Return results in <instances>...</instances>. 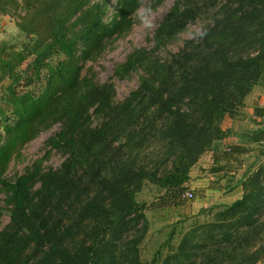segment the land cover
<instances>
[{
    "label": "trees",
    "instance_id": "1",
    "mask_svg": "<svg viewBox=\"0 0 264 264\" xmlns=\"http://www.w3.org/2000/svg\"><path fill=\"white\" fill-rule=\"evenodd\" d=\"M112 1L0 0V16L19 32L16 43L0 46V86L7 82L0 219L9 218L0 229V264L264 262V162L241 179L239 199L201 209L186 231L189 219L178 220L148 262L140 256L147 204L137 200L146 184L164 199L180 197L200 158L219 153L222 125L264 82V0H209L204 10L194 0H173L153 51L134 50L116 68L120 79L139 72L137 88L119 102L113 85L96 82L91 70L83 75L80 63H96L131 30L138 8L163 0H116L106 22ZM199 21L204 38L165 59L154 54ZM54 126L46 155L60 154V166L45 168L40 159L9 177L24 145ZM263 141L264 125L245 143ZM241 153L230 146L222 156Z\"/></svg>",
    "mask_w": 264,
    "mask_h": 264
},
{
    "label": "rangeland",
    "instance_id": "2",
    "mask_svg": "<svg viewBox=\"0 0 264 264\" xmlns=\"http://www.w3.org/2000/svg\"><path fill=\"white\" fill-rule=\"evenodd\" d=\"M194 1L200 5L202 10H204L206 6H209V0ZM172 4L173 0H163L162 3L151 9L153 14L151 17L153 27L150 29L144 28L135 14L134 25L131 30L111 43L96 63L81 62V73L84 75L88 70H91L94 73L96 82L100 84H112L116 94L115 102L122 101L132 90L137 88L139 84V72H132L128 76L120 79L115 75L116 68L122 64L126 57L134 50L145 49L148 52L153 51L154 42L152 38L154 31L165 18ZM115 8L116 0H113L107 11V16L105 18L106 22L110 21ZM201 26V21L188 25L183 32L174 37L165 47L160 48L154 54L160 59L167 58L170 54L177 52L185 41L193 39L190 34L198 32ZM18 39L19 32L14 26L13 19L0 16V46L4 42L11 45L16 43ZM6 83L7 82H4L2 86H0V96H2L4 92ZM31 89L32 91L35 90L34 88ZM56 131H58V126H54L51 130L41 133L36 139L25 144L21 149L20 156L10 163L7 175L13 177L16 174H21L26 167L32 166L34 162L40 159H43V166L45 168H58L63 161L62 156L56 152L46 155V151L49 149L47 141ZM211 159L212 153L208 152L204 154L200 158L199 163L191 169L190 177H193L191 180L192 183L189 181L183 190V192L189 191L193 194V199L190 201H182L179 197L176 199H164V197H166L164 191H160L155 186L149 184H146L141 193L137 195V200L139 202L147 204L145 213L149 222L148 233L140 246V256L143 261H150L154 252L163 245L168 237L170 229L178 220L184 218L189 219L184 223L186 231L189 229L191 221L195 219L201 209H207L216 205H225L224 203L231 200L232 197L221 196V191H217L219 185L220 187L227 185L225 180L222 179L213 182L209 178L211 177V172H213L212 169H216V167L211 166ZM2 199L3 197L0 195V209L3 206ZM198 219L200 222H203L206 220V217L200 216ZM8 221L9 218L5 213L0 219V229H2ZM179 240V233H177L170 245L176 247ZM167 251V248H163L162 252L166 254ZM259 264H264V262Z\"/></svg>",
    "mask_w": 264,
    "mask_h": 264
},
{
    "label": "crops",
    "instance_id": "3",
    "mask_svg": "<svg viewBox=\"0 0 264 264\" xmlns=\"http://www.w3.org/2000/svg\"><path fill=\"white\" fill-rule=\"evenodd\" d=\"M256 110L259 114H256ZM263 125L264 82L254 87L251 93L246 96L240 115L224 122L222 129L226 132L227 137L217 144L216 150L219 151L218 154L214 156V153L211 152V166L216 167L217 171L211 172V177L209 178L213 182L224 179L227 185L222 187L219 185L217 191H221V196L232 197L231 200L224 203L225 205L231 204L241 197L242 190L239 182L250 168V171H254L264 162V141L256 144L245 143L246 139L252 137ZM230 146L239 147V149L243 150V153L233 156V158L223 157L222 153L227 152ZM192 179L193 177H190V183H192Z\"/></svg>",
    "mask_w": 264,
    "mask_h": 264
},
{
    "label": "clouds",
    "instance_id": "4",
    "mask_svg": "<svg viewBox=\"0 0 264 264\" xmlns=\"http://www.w3.org/2000/svg\"><path fill=\"white\" fill-rule=\"evenodd\" d=\"M136 16L137 19L139 20L140 24L146 28V29H150L153 27V21L151 19L152 17V12L151 9L147 6H141L140 8H138L136 10ZM192 36L193 39L196 38H204L207 35V31L206 29L201 28L198 32L196 33H191L190 34Z\"/></svg>",
    "mask_w": 264,
    "mask_h": 264
},
{
    "label": "built area",
    "instance_id": "5",
    "mask_svg": "<svg viewBox=\"0 0 264 264\" xmlns=\"http://www.w3.org/2000/svg\"><path fill=\"white\" fill-rule=\"evenodd\" d=\"M180 200L182 201H190L193 199V194L189 191H185L180 195Z\"/></svg>",
    "mask_w": 264,
    "mask_h": 264
}]
</instances>
